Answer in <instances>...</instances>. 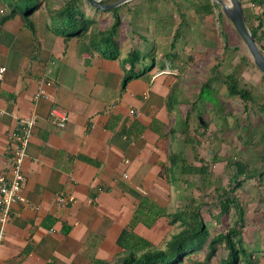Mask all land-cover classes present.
Wrapping results in <instances>:
<instances>
[{
	"label": "crops",
	"instance_id": "crops-1",
	"mask_svg": "<svg viewBox=\"0 0 264 264\" xmlns=\"http://www.w3.org/2000/svg\"><path fill=\"white\" fill-rule=\"evenodd\" d=\"M0 7V172H10L19 121L35 120L21 164L25 201L12 203L0 222V263L114 262L152 246L153 236L176 233L169 159L177 121L166 105L174 78L153 68L123 83V56L109 59L56 35L43 9L31 16V32L10 14L9 0ZM43 80L50 97L34 102ZM53 104L68 113L62 128L49 116ZM59 196L73 201L59 205ZM253 256L264 264V249Z\"/></svg>",
	"mask_w": 264,
	"mask_h": 264
},
{
	"label": "rangeland",
	"instance_id": "rangeland-1",
	"mask_svg": "<svg viewBox=\"0 0 264 264\" xmlns=\"http://www.w3.org/2000/svg\"><path fill=\"white\" fill-rule=\"evenodd\" d=\"M63 1L48 0L53 9ZM200 1L203 0H128L117 10L120 25L116 38L123 55L132 47L151 53L155 69L174 78L173 90L178 102L175 118L178 121L188 115L186 132H176V154L188 164H206L207 174L203 177L180 173L178 164L176 205L172 209L177 206V210L188 211L197 206L212 233L222 227L213 217L219 216L225 225L233 219L232 212L226 217L219 214L215 190L218 186L226 187L235 171L234 166L226 165L227 160H240L249 168L264 166V114L258 108V104L264 103V74L254 65L246 46L224 15L219 19L217 9L211 14L195 13L193 7ZM240 1L243 8H251L249 0ZM80 8L96 22V28H106L113 21L111 11L94 8L85 0ZM252 13L257 17L251 24L260 35L257 45L264 54V14L257 6ZM217 63L219 68L214 71ZM227 73L236 75L239 85L251 91L255 102L227 93L223 81ZM205 81L210 82L217 104L198 99ZM234 193L245 209L243 243L251 251H260L264 249V176L243 179ZM179 227L180 223L174 232ZM163 235L151 238L152 247L163 248L172 232ZM225 253L224 248L217 250V264Z\"/></svg>",
	"mask_w": 264,
	"mask_h": 264
},
{
	"label": "trees",
	"instance_id": "trees-1",
	"mask_svg": "<svg viewBox=\"0 0 264 264\" xmlns=\"http://www.w3.org/2000/svg\"><path fill=\"white\" fill-rule=\"evenodd\" d=\"M115 1L117 0H102L101 2L102 4H109ZM249 2L251 8L249 10L243 8V11L246 25L257 43L260 35L257 33V28L251 24V20L257 17L252 13V9L257 6L260 13L264 14V0H249ZM9 3L10 14H20L31 32L36 30L31 16L39 9H43L48 27L56 35L65 40L77 38L85 51L96 50L109 59H117L123 56L124 61L128 63V67L124 69L123 83L139 76L142 72L155 68V60L151 53H143L136 47L130 48L124 55L121 53L119 41L116 38L120 25V17L117 13L120 5L107 9V11H111L113 21L110 26L99 29L95 27L96 22L80 8L82 0H64L56 9L50 6L48 0H9ZM193 9L195 13L200 15L211 14L213 9H217L219 19L224 15L221 6L210 0L196 3ZM224 48L227 49L228 46L225 45ZM259 49L262 52V48L259 47ZM243 59L250 62L246 56ZM145 65L148 66L145 67ZM218 68V63L213 66L214 71ZM223 81L229 95L255 102L251 91L239 85L234 73L225 74ZM175 95L172 84L166 98V105L169 109L177 106L178 102ZM198 99L208 100L213 104L218 103L217 98L211 93L210 82L205 81L201 85ZM258 108L264 114V103L258 104ZM187 116L176 120V128L172 130V133L186 132L188 128ZM201 123L202 121L199 120V126ZM169 160L172 170L179 164L178 171L180 173L200 174L203 177L207 174L206 164L200 166L188 164L181 158L180 154L173 153ZM226 165L234 166L235 171L230 175L226 187L218 186L215 190L217 191L219 214L223 217L230 215L231 212L233 214L230 223L225 225V220H221L219 216L213 217L215 223L222 224L223 228L215 229L211 233L209 225L202 220L197 206L190 207L188 211L177 210L174 217L179 220L181 227L170 236L163 248L150 246L141 250L140 253L130 249L124 257L118 258L114 262L95 260L92 264H181L183 261L189 262V264H209L219 248L226 250L225 256L219 260V264H258V260L253 256L255 251L246 248L242 240L245 209L234 191L242 185L243 179H250L257 175L264 176V166L263 169L262 167L249 168L240 160L233 162L227 160ZM240 176L242 178H239ZM199 255L202 256L201 261L197 259Z\"/></svg>",
	"mask_w": 264,
	"mask_h": 264
},
{
	"label": "built area",
	"instance_id": "built-area-1",
	"mask_svg": "<svg viewBox=\"0 0 264 264\" xmlns=\"http://www.w3.org/2000/svg\"><path fill=\"white\" fill-rule=\"evenodd\" d=\"M3 9L0 7V12ZM6 67L0 65V80L3 78ZM51 82L43 80L37 86L35 93L32 96L34 102L42 99L49 98L50 94L47 91ZM49 116L54 119L55 123L59 127H64L68 120V113L62 107L57 104H53L49 109ZM34 117L24 118L19 121L17 132L14 135V141L11 146V152L9 155L10 172L5 174L0 172V222H5L9 219V211L12 203L24 202V198L21 196L20 191L24 181V175L21 171V164L24 156L25 146L31 134L34 126ZM72 196H59L56 199V203L61 205L63 203L72 202ZM2 238V232H0V240ZM1 264V263H0Z\"/></svg>",
	"mask_w": 264,
	"mask_h": 264
},
{
	"label": "water",
	"instance_id": "water-1",
	"mask_svg": "<svg viewBox=\"0 0 264 264\" xmlns=\"http://www.w3.org/2000/svg\"><path fill=\"white\" fill-rule=\"evenodd\" d=\"M94 8H100L103 10H107L113 7H116L128 0H117L115 2L109 4H102V0H85ZM217 2L222 9L224 16L231 22L236 33L246 46L249 55L254 63V65L264 74V55L260 51L256 41L254 40L251 32L249 31L245 15L243 11V7L240 0H229L230 2H226V0H212Z\"/></svg>",
	"mask_w": 264,
	"mask_h": 264
}]
</instances>
